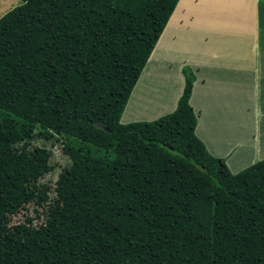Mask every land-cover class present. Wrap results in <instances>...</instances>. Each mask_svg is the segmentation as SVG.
Returning <instances> with one entry per match:
<instances>
[{"label":"trees","instance_id":"trees-1","mask_svg":"<svg viewBox=\"0 0 264 264\" xmlns=\"http://www.w3.org/2000/svg\"><path fill=\"white\" fill-rule=\"evenodd\" d=\"M178 2L20 0L0 17V264H264V158L232 172L208 149L189 66L172 112L121 122ZM51 173L54 198L36 190ZM33 201L47 214L12 228Z\"/></svg>","mask_w":264,"mask_h":264},{"label":"crops","instance_id":"crops-1","mask_svg":"<svg viewBox=\"0 0 264 264\" xmlns=\"http://www.w3.org/2000/svg\"><path fill=\"white\" fill-rule=\"evenodd\" d=\"M181 1L179 0L176 8ZM234 1L184 0L182 2H185V5L183 4L181 7L175 28L176 37L187 36L184 46H192L193 53L198 50L200 52V55L190 57L193 58V61L195 60L196 74L191 104L193 105L195 100L208 98V105L205 108L207 116L200 113L196 132L207 144L209 150L217 156H222V154L215 150L216 146L221 145L215 140V133L237 130L240 134L239 130L250 123L252 111H256L259 115L258 123L255 125L256 129H260V124L264 122L259 101L257 100V106L254 107V104L249 100L250 92L256 90V87L249 81L254 76L264 79L261 76V68L257 71L253 69L254 64L264 65V19L262 18L264 3L258 5V8L256 6V10L252 8H250V12L235 10L233 15L230 13L227 16L221 9L226 3L234 4ZM244 1L250 2L249 0ZM220 19L223 21L218 23ZM247 19L250 20L248 24L245 23ZM170 22L171 18L166 29ZM216 28L219 30H215ZM221 33H223V41H220ZM170 34L174 36V30ZM202 36L208 40L207 45L200 43ZM196 40L198 41L196 42ZM161 62L168 65L171 60L164 59ZM228 76H231L233 80H227ZM162 77L164 81H161L157 86V91L162 93L158 102L147 107L142 104L143 102L137 103L136 100H133L137 98L134 93L130 101L135 107L131 110L129 107L131 103H128L126 108L129 113L141 108L151 110L153 114L140 111L141 113H136L134 118L126 119L124 116L122 122L142 120L143 117L157 118L175 109L184 87V77L180 75L176 81L166 73ZM236 79H239V84L233 82ZM146 83V86L149 87L151 77H147ZM198 83L202 84V89L205 92L201 94V97L195 95ZM229 88L230 90L226 91ZM140 93H138V97L142 99ZM237 97H240L239 101L234 100ZM244 97H247L248 101L244 100ZM255 108L257 109L255 110ZM212 129L215 132H211Z\"/></svg>","mask_w":264,"mask_h":264},{"label":"rangeland","instance_id":"rangeland-1","mask_svg":"<svg viewBox=\"0 0 264 264\" xmlns=\"http://www.w3.org/2000/svg\"><path fill=\"white\" fill-rule=\"evenodd\" d=\"M182 1L174 11L173 15L171 16V22L168 25V28L165 29V32H163L162 35L160 36V39L150 56L146 68L144 69L137 85L135 86L129 98L128 101L129 104L131 103L130 100H132L134 93H136L135 98L136 97L137 98L133 100H136L137 103L143 102L142 104L147 105V107H151L153 104L158 102L162 93L157 91V86L161 83V81H164V78L162 77L164 73H166L167 76H171L174 81H176V79L180 75L183 76L182 69L185 66H189L192 69V71L195 73V67H194L195 60L193 61V58L190 57L200 55L199 50L193 53L192 46H184L185 39L187 38V36L183 38H178L176 37L175 34V28L179 20V13L181 11V7L183 4L185 5V2ZM249 1L250 2L247 3L244 0H235L234 4L226 3L221 10L223 13H226L228 16L230 13L233 15V12H235V10L236 11L243 10L247 12H250V8L256 10V6L258 8V5H262L264 3V0H255V1L249 0ZM19 4H20V0H0V17ZM258 18H259V14L257 10V21ZM262 18L264 19V13L262 14ZM222 21L223 19H220L218 23H221ZM260 21L262 22L261 18ZM249 22L250 20L247 19L245 23L248 24ZM257 26H258V22H257ZM172 30H174V36H171L170 34ZM215 30H219V29L216 28ZM223 40H224L223 33H221L220 41ZM197 41L198 40H196V42ZM207 42L208 40L204 36L200 38L201 44L207 45ZM209 55L211 56L212 54ZM164 59H170L171 60L170 64L167 65L165 62H161V60ZM253 66H254L253 67L254 71H257L261 68V76L264 77V65L260 66L254 64ZM147 77H151V83L149 84V87L146 86ZM227 80L230 81L233 79L231 76H228ZM233 82L239 84V79H236ZM249 83L256 87V90L250 92L249 100L251 103L254 104V107L257 106V100L259 101V103L261 104L260 108L262 109V118H263L264 117V79L263 78L259 79L257 76H254V78H252V80L249 81ZM228 90H230V88L227 89L226 91ZM139 92H141L140 97L142 99L138 97ZM203 93L205 92L202 89V84L201 83L196 84L195 95L201 97V94ZM259 96L260 98L258 99ZM239 99L240 97L234 98L235 101H239ZM244 100L248 101V98L244 97ZM132 105L133 104L131 103V105L129 106L131 107L130 108L131 110L135 107L134 105L133 106ZM193 105L197 117L200 115V113L207 116V113L205 112V108L206 105H208V98H203V100L201 99L195 100ZM256 109L257 108H255V110ZM127 111L128 110L125 109L122 118L124 116L126 119L130 117L134 118L136 113H141L140 111L144 113H149L150 115L153 114V111L147 109H141V108H139V110H135L134 112H130V113ZM165 114H162L157 118ZM250 115H251L250 123L246 126H243L242 130H239L240 134L238 133L237 130H229L227 133L225 132L215 133V140L221 144L219 146H216L215 150L218 153L222 154V156L220 157L226 160V163L228 164L232 172H239L240 170L264 158V122L260 124V129H256L255 125L258 123L259 115L256 111L254 112L252 111ZM153 119L156 118H149V117L142 118V120H153ZM134 121H138V120H134ZM123 123H129V121L128 122L123 121ZM211 132H215V130L212 129ZM52 151L53 154L56 155L54 162H58L60 157L62 156L60 154L61 152L60 145L56 143L52 147ZM55 177L56 174L51 173L46 177H44L42 180H40L37 184V189H36L37 193L41 189L45 187L46 188L49 187L48 190L49 195L51 198H54L55 194L53 193V189L55 187L54 184ZM35 195L37 197L36 193ZM34 202L35 201L31 202L30 204H25L16 215L10 216V226L12 228H15L21 222H26L34 225L39 224L41 219H43V217L47 214L49 203L47 202L44 203L43 205H39ZM35 209L37 210V212L36 211L34 212Z\"/></svg>","mask_w":264,"mask_h":264}]
</instances>
